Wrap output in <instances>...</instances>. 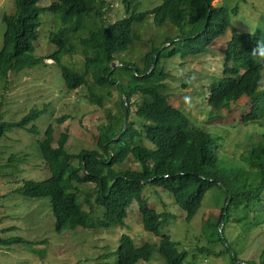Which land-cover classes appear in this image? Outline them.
Masks as SVG:
<instances>
[{
    "label": "trees",
    "instance_id": "16d2710c",
    "mask_svg": "<svg viewBox=\"0 0 264 264\" xmlns=\"http://www.w3.org/2000/svg\"><path fill=\"white\" fill-rule=\"evenodd\" d=\"M40 2L14 0V13L4 14L6 29L0 49V82H6L11 72L35 67L46 58L61 64L63 56L81 51L84 55L81 70L61 64L65 85L75 89L88 85L91 79L89 99L100 106L112 96L114 87L119 94L118 110L115 114L108 112L107 122L99 126L95 148H83L79 153L69 151L67 132L60 134L55 146L51 125L45 129L44 138L38 140L41 156L51 174L42 180L25 179L16 191L30 198L49 197L57 231L78 226L92 228L96 224L105 228L122 225L130 205L136 201L140 222L145 230L160 237L159 243L136 245L130 235L123 234L118 247L99 255L98 259H108L104 264H138L158 253L164 264H184L186 252L180 251L170 235L162 232L163 219L143 198L142 188L148 183L169 190L188 222L195 216L206 192L220 184L230 202L217 219L208 218L204 225L212 242L223 241L222 224L235 211L241 212L242 219L246 220L253 210L256 224L264 220V130L261 139L243 155L249 170L237 169L223 175L218 172L219 161L211 134L194 126L179 108L168 102L167 86L163 82L166 74L163 64L168 58L176 55L186 58L205 51L208 44L229 28L234 31L231 16L237 12V6L232 9L224 3L213 6V0H158L154 7L145 9L142 0H123L125 15L110 23L105 17V0H54L46 6ZM43 13H51L61 22L49 33L56 50L47 57L37 55L35 46ZM150 15L157 27L170 23L178 34L166 35L153 43L142 58L143 65L133 62L134 56L129 53L124 59L122 53L139 39L135 26L148 20ZM258 30L232 34L224 49V75L207 87V101L213 112L243 96L253 97L258 101L242 121L264 128V62L251 54L256 41L264 38L256 34ZM117 60L119 65L112 68V62ZM123 71L129 77L127 81L123 80ZM124 95L129 107L135 104L134 119H130L132 112L128 110L125 131ZM133 96L137 97L135 101H131ZM27 114L17 122L1 121L0 138L15 127H25L39 112L31 110ZM66 119L62 116L57 122L62 124ZM135 122L141 123V130L134 128ZM29 130L38 132L34 124ZM129 158L138 167L119 169ZM89 182L95 183V203L103 208L97 219L83 208L79 197L78 186ZM84 195V200L90 202V194ZM15 243L32 245L34 242L21 236L0 235V245ZM224 251L237 264V254H231L228 247ZM261 259L260 264H264V252Z\"/></svg>",
    "mask_w": 264,
    "mask_h": 264
},
{
    "label": "rangeland",
    "instance_id": "374dc122",
    "mask_svg": "<svg viewBox=\"0 0 264 264\" xmlns=\"http://www.w3.org/2000/svg\"><path fill=\"white\" fill-rule=\"evenodd\" d=\"M53 1L41 0L40 4L46 6ZM105 1L107 22L113 23L125 15L123 0ZM142 1L145 9H151L158 2ZM220 3L226 4L230 9L237 6V12L231 16L234 31L229 28L223 36L208 44L205 51L186 58H181L180 55L168 58L163 64L166 73L163 82L167 86L168 102L179 108L194 126L211 134L219 161L218 172L225 175L237 169H243L245 172L249 170L243 155L252 144L261 139L264 128L242 121L245 113L251 110L258 100L243 96L221 110L214 109L212 112L207 101V87L224 75V49L235 31L254 32L259 29L256 34L264 36V0L212 2L213 6ZM14 11V0H0V49L6 29L3 16L13 14ZM148 17V20L135 26L139 39L127 52L122 53L124 59L126 53L134 56L130 59L140 65L144 64L142 58L153 43H158L166 35L178 34L172 24L168 23L159 28L154 24L153 16ZM41 20L39 37L35 42L36 54L47 57L56 50L49 40V33L58 23L61 25V22L51 13H43ZM160 31V38L156 39ZM79 48L81 49L80 46ZM113 62L119 65L118 60ZM83 63L84 55L81 51H74L61 59V64L78 70L83 68ZM61 64L52 58H46L44 63L35 67L11 72L6 82H0V122H17L31 110L39 112L38 117L28 122L25 127H15L0 138V235L21 236L34 242L32 245H0V264L103 263L108 259H98V256L115 250L123 234L130 235L136 245L145 242L159 243L160 240L158 235L145 230L140 222L141 214L136 201L130 205L122 225L105 228L96 224L92 228L78 226L75 229L57 231L49 197L30 198L16 191L25 179L42 180L51 174L38 148V140L44 138L45 129L49 125L53 127L55 146L60 134L67 132V149L79 153L83 148L96 147L99 126L107 122L108 112L115 114L118 110L119 94L115 87L112 89V96L106 99L102 106L94 104L89 99L91 79L88 85L69 89L64 83ZM115 66L112 65V68ZM122 74L123 80L127 81L129 77L124 71ZM136 98L133 96L131 101ZM129 109L132 112L130 119H134V102ZM62 116L67 119L60 124L57 118ZM33 124L38 130L36 134L29 130ZM133 126L137 130L142 129L140 122L133 123ZM144 142L149 148H153L149 141ZM135 167H138V163L132 158L119 165V169ZM94 186L95 183L89 182L78 187L83 208L97 219L102 215L103 208L95 203ZM84 193L90 194V202L84 200ZM142 195L148 201L147 204L156 209L163 219L162 232L170 235L180 251L186 252L184 264H234L231 255L224 251L227 247L231 254H237V264L261 263L264 252V220L256 224L253 210H250V217L246 220L242 219L241 212L235 211L224 226L221 223V228L224 229L221 235L223 241H210L204 230L207 219H217L228 202L225 190L220 184L206 192L199 209L189 222L185 220L184 210L169 190L148 183L142 188ZM7 227L10 229L4 231ZM206 248L209 249L208 252L203 250ZM138 264L164 262L158 253H154L149 261L142 260Z\"/></svg>",
    "mask_w": 264,
    "mask_h": 264
},
{
    "label": "clouds",
    "instance_id": "9594fccd",
    "mask_svg": "<svg viewBox=\"0 0 264 264\" xmlns=\"http://www.w3.org/2000/svg\"><path fill=\"white\" fill-rule=\"evenodd\" d=\"M250 31H251V29H250ZM251 54L253 57L257 58L259 61L264 62V38L258 39L256 41L255 47L252 49ZM229 202H227V203H229Z\"/></svg>",
    "mask_w": 264,
    "mask_h": 264
},
{
    "label": "water",
    "instance_id": "95a60500",
    "mask_svg": "<svg viewBox=\"0 0 264 264\" xmlns=\"http://www.w3.org/2000/svg\"><path fill=\"white\" fill-rule=\"evenodd\" d=\"M112 65L115 66V65H116V62H113ZM125 105H126V102H125ZM127 120H128V108L126 107V108H125V113H124V130H123V131H125V129H126ZM119 136H120V134L118 135V137H119ZM106 146H107V144H106ZM229 201H230V200H229ZM229 201H228V202H229Z\"/></svg>",
    "mask_w": 264,
    "mask_h": 264
},
{
    "label": "bare ground",
    "instance_id": "6f19581e",
    "mask_svg": "<svg viewBox=\"0 0 264 264\" xmlns=\"http://www.w3.org/2000/svg\"><path fill=\"white\" fill-rule=\"evenodd\" d=\"M113 63V62H112ZM124 100H125V102H126V105H125V108L127 107L128 108V110H129V100H128V98L124 95ZM125 113V112H124ZM123 120H124V118H123ZM148 181V180H147ZM146 181V182H147Z\"/></svg>",
    "mask_w": 264,
    "mask_h": 264
}]
</instances>
